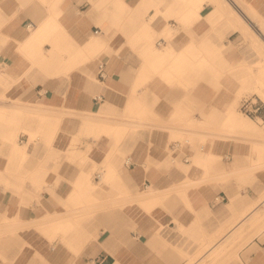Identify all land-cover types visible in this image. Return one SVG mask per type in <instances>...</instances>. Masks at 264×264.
Listing matches in <instances>:
<instances>
[{
    "label": "crops",
    "instance_id": "obj_1",
    "mask_svg": "<svg viewBox=\"0 0 264 264\" xmlns=\"http://www.w3.org/2000/svg\"><path fill=\"white\" fill-rule=\"evenodd\" d=\"M79 1L69 0L65 8L61 5L62 13L58 18L62 26L70 31L75 43L73 50L77 52L71 58L62 40H57L59 48L56 50L53 49V39L41 38L35 47L29 44L35 32L30 31L36 26L33 16L38 17L40 25L48 17L46 7L33 4L24 10L15 0H0V222L7 219L9 223H16L35 217L40 218L37 221L42 228L73 222L69 217L61 216L65 211L56 210L53 202L68 200L74 190L81 197L91 196L94 190L89 192L87 188L94 182L96 186L99 183L89 177H79L77 188L73 189V183L80 174L79 168L72 162L74 159L78 161L87 155L86 170L89 173L95 167L106 170L105 160L111 150L108 141L104 140L103 145L100 143L101 147L95 140L78 146L75 143L81 132L80 113L87 114L95 109L97 101L121 108L125 104L122 97L128 98L136 91L137 94H150L167 114L169 108L185 95L181 87L172 86L165 80L167 76L163 72L156 75L155 64L148 60L152 58L154 61V54L142 44L146 39H142L143 36L139 38L140 21L148 22L155 14V6H150V0H123L122 9L127 10L123 18L128 21L119 28L110 18L105 20L104 13L97 12L94 4L101 0H85L90 5L86 10L81 8L84 4ZM113 8L110 6L107 9L111 11ZM152 20V30L155 32L156 28L160 32V25ZM91 33L107 37V46L100 56L98 54L102 50L85 49L84 44L92 38ZM203 36L204 32H199L195 40L191 35L179 41L175 39L176 45L173 44L167 57L181 53L189 42L203 41ZM163 43H166L164 39L158 45ZM100 63L105 65V78L100 77ZM68 68L73 69L66 74ZM149 71L152 77L144 82V75H148ZM144 90L147 92L144 93ZM191 93L192 98L198 99L205 107V114H199L198 121L214 120L211 108L223 104L214 88L199 82ZM157 133L155 137L158 140L152 144L150 153L152 162L158 166L146 171L141 161L145 160L144 154L148 150L144 151V145L136 142L125 144L120 150L133 154L135 161L129 167L117 169L132 193H137L138 186L146 187L153 183L158 193L168 190L166 200L161 195L155 199V222L137 205L132 206L129 212L130 220L103 217L106 227L99 230L82 225L83 219L80 226L90 238L99 240L85 248L79 256L64 247L57 251L52 247L54 253L49 251L36 255L29 251L21 259V250L29 249L25 247L26 242L37 243L33 236L36 232L17 231L29 236L22 237L23 243L17 255L9 254L12 264H264V212L259 214L264 206V198L261 199L264 194V169L249 170L254 164L252 160L260 159L253 153L251 145L227 144L223 140L224 135L209 136L205 132L201 135L203 138H216V146L208 151L216 161L213 165H194L189 178L199 180L204 168L218 173L219 170L221 173L231 171L234 177L229 184H223L224 189L216 195L215 191L199 185L189 188L186 185L185 194H177V186L187 180V175H182L176 167L170 168V171L160 167L159 164L166 160V144L171 131ZM209 139L207 143L212 145L213 140ZM169 146L174 157L182 154L179 143ZM188 149L193 156L197 152L190 143ZM223 155L225 159L221 161ZM99 177L102 178V175L99 174ZM250 179L255 180L256 183L252 184L258 186L256 189L247 186L246 192L240 186L250 185ZM46 187L55 192L53 198ZM105 187L110 191L108 185ZM37 196L48 201L37 205ZM218 196L226 198L217 202ZM32 202L35 209L26 206ZM261 218L263 221L259 220ZM245 220L248 224L244 240H232L233 245L227 247L232 253L222 250L221 246L235 234L232 235V230L235 227L240 230ZM254 233L258 235L253 237ZM209 255H214L211 263ZM0 264L11 263L0 258Z\"/></svg>",
    "mask_w": 264,
    "mask_h": 264
},
{
    "label": "rangeland",
    "instance_id": "obj_2",
    "mask_svg": "<svg viewBox=\"0 0 264 264\" xmlns=\"http://www.w3.org/2000/svg\"><path fill=\"white\" fill-rule=\"evenodd\" d=\"M21 4V8L24 10H28L29 6L33 4H40L46 7L47 9V16H50L52 12L60 10L62 6L65 8L67 5V2L69 0H31L30 3H23L22 0H15ZM97 1V0H96ZM155 1H159L160 6L156 7ZM239 3H241L243 6L249 9V11L252 13L256 12L259 18L258 21L264 25V0H237ZM80 4H84L83 10H86L89 8L90 5L86 3L85 0H80ZM23 3V4H22ZM57 3V4H56ZM150 6H155V14L154 16L147 22L141 20L139 23V38L146 39L142 44H145V47L153 45V47H161L162 49L166 47L173 48V44H175L176 40H181L184 38V36L191 35L192 39H196V34L199 32H204V38L203 41L195 43L196 46H199V48L192 49L191 52H188V60L195 61L199 59H206V61L210 64L208 66L199 67L201 68L200 71L198 69H192L190 76L188 78H166L165 80L169 82L170 85H176L183 89L185 95H183L181 100H178L175 105L169 108L167 114H165V111L161 110V106L157 105V102L153 98H151L150 94H137L135 91L134 99L130 102L129 97L127 98L122 97V101L125 102V104L121 108H115L113 106H107L104 105L105 102H99L97 101V104L95 105V109H92L91 111L86 113H80L79 119L80 125H79V131L80 135L78 138H75L76 146L78 144H87L88 140H96L97 146L101 147V144L103 145V141H108V144H110L111 148H116L117 151L121 150V147L125 144L131 145L135 144L136 142H139L144 145L145 150H148L145 152V160L141 161L145 165L146 171H149L152 169V167L158 166L155 165L154 162H152L151 159V146L152 144L156 143L158 140L155 137V134L159 131H169L171 130V137L169 139V142L166 144L167 149V156L166 160L159 164L160 167H163L167 170H171L170 168L176 167L178 171L183 175H187V180L185 182H181L179 186L176 188L177 194H185V188H189L192 186H204L208 190L215 191V195L218 193L219 190L224 189L223 184H229L232 180L233 173H221V170H219V173L216 171H213L212 169L204 168V174L201 176L199 180L192 181L189 177L190 172L192 171L191 168L194 165L197 166H207V165H213L216 161V159L210 154L208 163H199L195 160V157L191 153V151L188 149L189 143L191 144L192 149L195 147L197 150H202V152H208L209 150H213V147L216 146L215 139L211 142L212 145H209L207 142V139L209 138H203L201 136L206 132L207 135H224L223 140L225 143L230 144L229 142H234L238 144H249L253 145V141L255 139L264 140V136L260 137H254L249 136L247 134H244L243 131L239 129L230 128L225 125V115L224 110H226L230 103L231 99L236 95H238V91L240 88V85L242 84V81L244 78H248V81L246 84L241 88V95L239 96V99H237V102L235 103V108L237 111L246 118H250L253 120L256 124L263 126V123L260 121V119H256L254 117L247 116L244 114L241 109V102L246 97H257L264 101V98L259 94V92L254 88L255 85V79L254 77L249 76V71L251 69H259L261 66V60L264 59V41L261 37H258L253 29L249 27L247 23L242 21L238 15H232V18L228 15V7L223 8V11L225 10L226 16H220L219 13L216 14H209L206 12L209 10L208 8L203 10L202 18H200L197 21H189L188 23H185L182 20V13L184 12L185 6L183 7L180 2H177V0H150ZM154 3V4H153ZM153 4V5H152ZM62 5V6H61ZM98 9L97 12L100 14L104 13V19H111V21L114 23V25L119 28L121 24H126L127 19L123 18V15L127 12V10L118 8L117 0H101L98 3L94 4ZM111 6L115 7L111 9V11L107 8ZM80 8V9H81ZM253 8V9H252ZM121 9V10H120ZM230 9V8H229ZM150 12V11H147ZM261 16V17H260ZM60 17V16H59ZM34 23L36 26L31 29L30 32H34L37 27L39 26V20L38 17L33 16ZM155 20V24L159 26L160 32H157L155 28V32L152 30V22ZM130 22V21H129ZM98 24V23H97ZM169 24H173V26L179 27L183 26V28L177 32L176 35H169L165 33L164 28L169 26ZM235 25L238 27L239 31H233L232 26ZM201 29L205 30L202 31ZM92 37L100 38L102 34L96 35L95 33H91ZM91 39V38H90ZM150 39V41H149ZM163 39L166 43H163L161 45H158L159 42H163ZM50 42V41H49ZM88 42V41H87ZM51 43V42H50ZM52 44V43H51ZM64 49H71L72 44H68L66 42H63ZM176 45V44H175ZM166 46V47H165ZM177 47V46H176ZM174 47V48H176ZM159 49V48H158ZM99 51V50H98ZM104 50H102L98 55L100 56ZM97 55V56H98ZM174 57H171L168 61H173ZM101 64V63H100ZM99 64V65H100ZM156 73V72H155ZM158 75V73H156ZM162 76V75H161ZM152 77V72L149 71L148 75H144V82L146 79H150ZM163 77V76H162ZM199 82H205L211 85L214 90L217 98L223 101L222 105H218L215 107H212L213 111H210L211 113H214L213 118L214 120H208L205 122H200L197 119V116L199 114L204 115L205 114V107L201 106L199 103V100L196 98H192V91L196 87V84ZM144 93L147 91H143ZM127 99V101H126ZM177 108H183L185 110V113L176 114ZM66 114L70 112H65ZM215 114H217V117H215ZM178 117H185V121H179L176 120ZM194 117V118H193ZM199 117V116H198ZM109 120V121H108ZM108 121V122H106ZM141 122V126L139 127V123ZM132 123L138 124V126H135V129H133ZM66 124V123H65ZM64 124V125H65ZM101 124V126H99ZM116 124V125H115ZM105 125V127H103ZM108 125H115V126H121L122 129L125 127L124 133H119L120 136L117 134H110L108 128L106 126ZM99 126V127H98ZM201 126V127H200ZM70 129V125L68 126ZM126 127L127 131H126ZM169 129H168V128ZM171 127V128H170ZM98 128V129H97ZM99 128H102L100 137L96 135L95 130L97 132L99 131ZM139 128V129H138ZM162 128V129H161ZM180 128V129H179ZM65 129L66 126H65ZM164 129V130H163ZM166 129V130H165ZM173 129V130H172ZM183 129V130H182ZM136 130V131H135ZM185 130V131H184ZM224 130V131H223ZM181 131L182 134L185 136V140H188V146H185L183 143L179 142L181 141L176 137L177 135L174 134V132ZM226 131V132H225ZM229 133H228V132ZM186 132V133H184ZM187 136V137H186ZM254 139H252V138ZM157 139V140H156ZM209 139V140H210ZM220 139V138H219ZM218 139V140H219ZM34 140V137L31 139V141ZM252 142V144H251ZM180 144L183 151L182 154L178 157H174L172 155V152L170 151L169 144ZM100 144V145H99ZM92 146V144H89ZM169 146V147H168ZM210 146V147H209ZM149 148V149H148ZM253 153L257 155L260 159V162H257V164H253L250 166V171H256V170H263L264 169V160H262V155H264L263 151L252 149ZM87 156V155H86ZM120 160H119V166L118 167H129L131 164L135 161V156L131 153H122V151L119 152ZM190 158L189 162H186L184 159ZM186 158V159H187ZM129 159V160H128ZM221 161H224L225 156L220 157ZM130 161L129 163L127 162ZM75 163V166L79 168L80 174L75 180V183H73V189L77 188L78 178L82 177H89L92 178V181H97V187L92 192L91 196H80L79 193L75 192L74 190L72 192V195L69 197L68 200H60L53 202V206L56 210H64L65 213H62L61 216H67L69 217L73 222L66 226H61L62 228L66 227L67 234L66 238H62L59 235L52 234V231L55 229L51 226V228L46 227L42 228L41 225L38 224V221L40 218L32 217L31 219H22L16 223H9L7 222V219H5L3 222H0V231L5 232V236H9L13 233V235L18 236V238H21L24 236V233H16L17 231H26V230H32L36 232L33 234V236L36 237L37 243L29 244L26 242L25 247H29L26 250H21V259L29 253V251L34 252L36 255L46 254L50 251V253H54L55 251L52 250V247L56 248V251L59 250L61 247H64L67 249L68 252H71L75 254V256L81 255L83 250L91 245H93L96 241L99 240V238L93 237L87 242H80L77 243L75 238L73 237V234H78L80 231H78L82 228L80 226L81 220L82 225L84 226H92V228H97L98 230L101 228H105L106 226L103 223L104 218L107 216H115L117 219L119 217L123 218V221L129 219L130 220V210L133 208L132 206H139L144 213L150 217L155 222V213L153 210L155 209V199L151 201H142L138 200L136 196H138V193L140 194H149L150 191L155 187V183L150 185L149 187L144 186H138L137 195L135 193L130 192L128 190L127 192H120L116 188V184L118 181L112 180L108 178L107 171L104 170L102 167H95L91 170V172H87V159L81 158L80 160L74 159L72 161ZM123 170V168H122ZM121 170V171H122ZM224 171H226L225 168H223ZM214 172V173H212ZM89 173V174H88ZM121 173V172H120ZM99 174L102 175V178L99 177ZM236 174V173H235ZM170 176V175H169ZM84 178V180H85ZM239 180H242L239 178ZM251 180V179H250ZM95 183V182H94ZM252 183H256L255 180H251L250 185H244L240 186V188L243 190H246L248 192L247 186H251V188L256 189L258 185H254ZM110 187V191L106 190L108 187ZM186 185H188L186 187ZM46 191H49L51 193V198H53V195H55V192L52 190H49L48 187L45 188ZM114 189V190H113ZM116 190V191H115ZM156 194L158 193L155 190ZM108 196H105V195ZM168 190L165 191H159V193L156 195L163 196V199H167ZM50 197V196H49ZM131 197V198H130ZM160 197V196H159ZM264 198V194L261 195V199ZM43 197L37 196V205H44L45 201H48V199L42 200ZM162 199V198H161ZM135 200V201H134ZM50 201V200H49ZM162 204V202H160ZM26 206L31 207V209H35V203H27ZM83 208V209H82ZM259 214H262L264 212V206L261 207ZM258 215V214H257ZM75 219V220H74ZM150 219V220H151ZM151 220V221H152ZM263 221V218L259 219ZM254 220H252L251 223H253ZM247 222L243 224L240 230H238L231 238L230 241L225 242L223 247L221 246V249L225 252L228 251V253H232L231 250H228V246L231 247L233 244V241H237L239 239L244 240L245 237V231L247 230ZM55 226V225H53ZM263 228H261L262 230ZM7 230H13V231H7ZM50 230V232H49ZM7 231V232H6ZM74 231V232H73ZM9 232V233H8ZM70 232V233H69ZM258 232V231H256ZM63 233V232H62ZM86 235V234H85ZM102 234L100 233V236ZM255 235H258V233H254L253 237ZM99 236V237H100ZM247 236V235H246ZM35 242V241H34ZM39 247H42V249H37ZM50 249L48 250V248ZM221 250V251H222ZM4 252V254H3ZM18 252V251H17ZM17 252L15 255H17ZM27 252V253H26ZM8 253V255H7ZM20 253V252H19ZM9 253L7 250L0 249V258L4 262H10L11 258H8ZM212 255V254H211ZM209 255L208 261L211 263L214 259V255ZM16 259V258H15ZM20 259V260H21Z\"/></svg>",
    "mask_w": 264,
    "mask_h": 264
},
{
    "label": "bare ground",
    "instance_id": "obj_3",
    "mask_svg": "<svg viewBox=\"0 0 264 264\" xmlns=\"http://www.w3.org/2000/svg\"><path fill=\"white\" fill-rule=\"evenodd\" d=\"M177 2H180L181 4H183L182 5L183 7L185 6L184 9H186V10H184V12L182 13V17H181L185 23H188L189 21H192V22L197 21L200 18H202V14H204L203 10L208 8V7H209L208 8L209 10L206 12V14L207 13H209V14L219 13L220 16H226L227 14H226L225 10L223 11V8L228 7V15L231 18H232L233 14L238 15L239 18L242 21H244L245 23H247L249 25V27H251L253 29L255 34L258 37H261L264 41V25H262L258 21V19H256V18H259L258 17L259 14L257 15L256 12L251 14V12L249 11V9H251V8L250 7L247 8V7L243 6L237 0H177ZM117 4H118V8H121L122 5L124 4V2H123V0H117ZM155 5H156V7L157 6L159 7L160 3L156 2ZM61 13H62L61 9L59 11H54V12H52V14L50 16H48L47 18H45L41 22V24L37 27L33 36L29 40V44L31 46L35 47L37 42L41 41V38H48L49 40L53 39L52 42H53V49L54 50L59 48V43L57 42V40H62L63 42H66V43L72 44V45L75 44L70 31H67L66 28L64 26H62V24L60 23V21L58 19ZM231 26H232L233 31H239L237 26H235V25L234 26L231 25ZM182 28H183V26H179V27L175 28L173 26V24L172 25L169 24V26L164 28V31H165L166 35L169 34L171 36L172 35L174 36ZM57 34H59V35H57ZM84 45H85V49H91V50L95 49L96 51L102 50L107 46V37L104 35L98 39H97V37H92ZM147 48L150 49V51L154 54V59H155L154 61L155 62L153 61L152 58L148 59V60L155 64V72L156 73H159V72L162 73L163 72L164 75L167 76L168 79H170V78L178 79V78H184V77L188 78V76H190V74H191L192 69L196 68L200 71L201 68H199V67L203 68L204 66L210 65L206 61V59H203V58L199 59V60H195V61L188 60V58H187V56L189 55L188 52H191L192 49L199 48V46H196L195 43H193V42H189L186 45V48L181 53H179V54L173 53L176 56H174V60L172 62L170 61L169 63L167 61L170 60V58L167 57V54H168V52H170L172 50L169 46L163 50L158 49L156 47H153V45L147 46ZM80 49H84V47H80ZM65 51H67L69 53L70 57L72 55H75V51L77 52L76 49L73 50V46L71 47L70 50L67 49ZM261 62H262L261 63L262 67H260L259 69H251L249 71V76L254 77V79H255L254 88L264 98V59L261 60ZM71 69H73V68L66 69V74H68L69 71H71ZM247 81H248V78L243 79L242 84L240 85V88L238 91V95L236 93V95L233 97V99H231L232 101H231L229 107L226 110H224L225 125L230 127V128L239 129V130L243 131L244 134H247L249 136L251 135L254 137H258V136L262 137V136H264V121H262L260 119V121L263 123V126H260V125L256 124L253 120H251L249 117L248 118L243 117L235 108V103L237 102V99H239V96L241 95V88L246 84ZM133 92L135 93V91H133ZM133 92L129 98L130 102L135 97ZM106 105L108 106L109 104H106ZM39 109H43V108H39ZM176 110H177L176 111L177 115L180 113H185V110L183 108H177ZM38 112H40V111H38ZM184 119H185V117H178L176 120L184 122L185 121ZM196 120H198V118ZM108 121H106V122H108ZM139 124H140L139 125V127H140L142 124H141V122ZM115 125H112V126L108 125L106 127L108 128L110 134L112 133V134H117L118 136H120L121 134L119 135V133H124L123 131H125L124 130L125 127H124V129H122L121 126H118V125L115 126ZM99 126H101V124H99ZM129 126H132L133 127L132 130H134L135 126H138V124L136 125V124L132 123V125H129ZM103 127H105V125ZM127 128L128 127H126V131H127ZM100 129H102V128H99L100 132H97V130H95L96 135L98 137L103 135V134H101L102 130H100ZM54 131L56 132L57 129H55ZM169 131H171V130H169ZM182 133L183 132H181V131L180 132L179 131L174 132V134L177 135L176 137H178V139H180V140L182 139L179 142L183 143L185 146H188V140L187 139L185 140V138H184L185 136ZM184 133H186V132H184ZM252 139H254V138H252ZM251 144H252V142H251ZM252 149L264 151V140L255 139V141H253ZM119 152H120V150L117 151L116 148H111V150L108 152L107 158L105 160V168H106V170H108L107 171L108 172L107 173L108 178L118 181V183L116 184L117 185L116 188L120 192H124V191L127 192L129 189H127V187L123 183L124 181H123L122 176L117 171L118 166H119V160H120ZM209 155L210 154L208 152H202V150H197L194 157H195V160L197 162L204 164L205 162L208 163L207 161L209 159ZM85 157L87 158V156H85ZM261 158L263 160L264 155H262ZM128 160H127V162L129 163L130 161H128ZM257 162H260V161L256 160V158H255V160H252V163H254V164H257ZM97 186H96V184L93 183L90 187L87 188V190L89 192H91V191L95 190V187H97ZM157 194H156L155 188H154L150 191L149 194L138 193V196H136V198L138 200L148 202V201L156 199ZM135 195H137V194H135ZM244 222H242V223H244ZM61 226H62L61 223H59L58 225L56 224L55 226H52L55 228L52 231V234H54L55 236L59 235L62 238H66V235H67V234H65V233H67L66 227L62 228ZM63 226H66V225L63 224ZM49 228H51V227H49ZM237 230H238V227H235L232 230V235L234 233H236ZM7 231H10V230H7ZM11 231H13V230H11ZM78 231H80V233L73 234V237L75 238L77 243L87 242L91 239L84 228H81L80 230L78 228ZM49 232H50V230H49ZM3 234H5V232L0 231V249L7 250L9 253H11V252L16 253L17 251H19V249L23 243L21 238H18V236L13 235V233L9 236H5ZM3 254H4V252H3ZM7 255H8V253H7Z\"/></svg>",
    "mask_w": 264,
    "mask_h": 264
},
{
    "label": "built area",
    "instance_id": "obj_4",
    "mask_svg": "<svg viewBox=\"0 0 264 264\" xmlns=\"http://www.w3.org/2000/svg\"><path fill=\"white\" fill-rule=\"evenodd\" d=\"M100 77L105 78V65L100 64ZM241 111L246 114L247 116L254 117L256 119H261L264 121V101H262L259 98L255 97H246L242 100L241 106H240ZM186 162H189V159H186ZM146 187H149L146 185ZM225 196H218L216 198L217 202H222L225 200Z\"/></svg>",
    "mask_w": 264,
    "mask_h": 264
}]
</instances>
